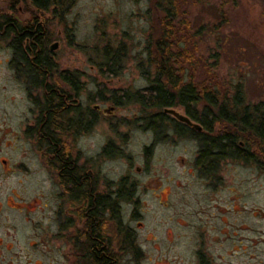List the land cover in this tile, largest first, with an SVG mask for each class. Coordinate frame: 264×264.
Masks as SVG:
<instances>
[{"label":"rangeland","instance_id":"obj_1","mask_svg":"<svg viewBox=\"0 0 264 264\" xmlns=\"http://www.w3.org/2000/svg\"><path fill=\"white\" fill-rule=\"evenodd\" d=\"M156 1L50 0L39 10L34 0H0V17L22 26L40 19L52 80L67 87L58 73L77 74L75 103L97 110L88 132L62 138L71 137L68 145L93 169L99 193L117 190L121 182L133 192L123 198L119 219L111 214L109 221L111 239L118 235L112 242L127 250L118 264H264V158L257 147L250 142L255 160L227 157L202 173L199 141L176 133L174 114L167 112L170 119L155 131L146 115L159 109L144 111L119 96L155 77L148 49L164 15ZM176 10L179 27L191 32L179 29L177 37L189 39L198 61L194 79L213 80L230 98L241 88L243 102L252 110L262 103L264 112V0H180ZM0 29V264L80 263L59 230L67 217L57 215L58 177L41 158L37 129H28L40 89L8 67L15 35ZM122 45L126 51L112 72L104 49ZM190 65L178 66L186 80L195 68ZM114 94L123 100L115 102ZM169 108L187 115L180 104ZM221 126L216 123V130Z\"/></svg>","mask_w":264,"mask_h":264},{"label":"trees","instance_id":"obj_2","mask_svg":"<svg viewBox=\"0 0 264 264\" xmlns=\"http://www.w3.org/2000/svg\"><path fill=\"white\" fill-rule=\"evenodd\" d=\"M34 2L39 10L47 9L52 3H49L50 0H34ZM179 2L180 0L156 1L158 9L164 15L159 21L161 33L148 49V62L154 68L155 77L150 79V84L147 87L135 92L126 91L119 96L140 104L144 111L151 108L159 109L154 114L146 115L148 126L155 131L170 119V115L165 111L166 108L174 107L176 104L184 106L187 115L195 122L201 124L202 130H197L185 122L177 120L175 117H171V121H173V127L177 134H190L199 141L200 148L196 162L200 165L202 173L206 169L212 172L217 168V161L227 157L255 160L257 154L251 150L252 144L250 142L257 147L256 151L264 158V112L260 111L263 104L256 105L255 109L252 110L248 104L243 102L241 88H238L233 98H230L225 92L221 91V87L214 83L213 80L206 79L197 82L194 79L198 61L195 58V54L187 48V41L189 39L182 40V38L177 37L179 29L188 28V35L191 34L189 27H179L180 25L175 21L176 9L179 6ZM11 22L14 24L12 25ZM36 23H38V18L33 23L22 26L10 16L0 17V27L5 26L4 32L6 33L4 34L13 33L15 35L13 42L14 56L20 58L15 60L16 65L19 67L18 72L27 74L29 79L34 81L35 86L41 88V92L43 93L44 83L48 79V74L53 71V63L49 59L44 62L40 60L32 62L27 59L30 56H45L48 58L50 53L47 47L44 49L41 45L40 36L43 28L41 24ZM0 32L3 31L0 29ZM125 51L123 45L115 50L109 47L104 49L105 57L108 59L106 65L110 71H115L114 67L117 63L121 62L120 60ZM43 52H45V55H43ZM183 63H188L191 64L190 66L195 67L192 74L189 75L190 80H186L184 67L182 69L178 67ZM76 75L68 70L62 71L60 78L67 83V87L61 84V94L54 90L51 93H39L37 95L39 99H36V103L47 105L76 104V97H78L81 90L79 77ZM50 80L52 84L58 81H53L52 78ZM52 87L54 86L48 85L47 89L50 90ZM73 93H75L74 96ZM112 98H115L114 100L117 103L123 100L115 94ZM93 111L94 124H96L98 120L96 116L97 110L94 109ZM71 113H78L76 125L74 124L75 116L72 120ZM62 118L65 121L62 120L61 125H57L52 120L51 123L50 121L44 123L39 129L42 131L52 129L68 134L73 131L75 126L78 129V133H80L82 123L87 125V116L84 117L85 120L83 121L81 107L79 106L72 109H63ZM216 123H221L223 130H216ZM53 135L58 136V133L55 132ZM109 147L110 144L105 149L108 150ZM70 149V146L66 145L67 153ZM64 152V149L60 152L63 160L66 159L64 158ZM67 160L70 162L71 158L69 157ZM124 184L123 182L120 183V185ZM127 194L132 195L133 193L127 192ZM102 199V193H99L95 189V201L97 202Z\"/></svg>","mask_w":264,"mask_h":264},{"label":"flooded vegetation","instance_id":"obj_3","mask_svg":"<svg viewBox=\"0 0 264 264\" xmlns=\"http://www.w3.org/2000/svg\"><path fill=\"white\" fill-rule=\"evenodd\" d=\"M40 21L41 20L38 19V23L36 24H41ZM11 24L13 25L14 23L11 22ZM36 24L35 26L37 27ZM6 27H8V25H6ZM42 32L43 30L41 31V34ZM12 50L14 51L13 43ZM18 59L20 58L12 56L7 60L8 67L14 73L18 72L19 67L15 63V60ZM27 59L32 62L36 60L44 62L49 58L45 56H30ZM61 72L62 71L58 73L59 79H61ZM51 76L52 73H49L48 79L44 83L43 93H51L52 90H54L55 92L61 94L62 82L55 81V83L52 84L50 80ZM48 85L54 87L49 90L47 89ZM38 89H40V92L42 91L41 88ZM26 90L27 92L29 91L27 86ZM43 93L41 92L40 94ZM28 94L30 99L32 100V93L29 91ZM32 105L34 106L33 108H31L33 114V124H30L31 126L29 125L28 129L32 127L37 129V139L40 143L43 144L41 158L44 161L45 167L51 172L55 171L54 176L58 177L56 179L59 183L60 190L57 192V196L59 197V210L57 211V215H62V212L64 211L67 217L65 223L60 225L59 230L64 233L63 237L72 243V250L78 251L77 254H79V260L81 256V262L76 264H118V261H120L119 258L121 257V255L127 253V250L125 244L122 245L121 243H119L118 245H116L112 242L118 235L116 232V234H114L113 238L111 239V229L109 221L110 219H113V216L114 219H119V216H117L116 213L120 211L119 207L122 206L121 204L123 202V198L129 199V196H131L130 194L128 195L126 192L127 190H125L126 184L120 185L117 190L102 193L103 199L96 202L93 169L89 166V164L81 163L78 153H74L71 147L68 153L66 151V145H68L71 137L63 139L61 136L63 132L61 131H55L52 129H46L42 131L41 129H39V127H42L44 123L49 121L51 123L52 120L57 125H61L62 120L65 121V119L62 118L63 109H72L79 105H73L72 103H68L66 105H47L37 104L35 102H33ZM93 110L94 108L90 107L89 105L86 106V109L81 107L82 120L84 121V117L87 116V125L82 123V129L79 134L88 132L90 128L94 126ZM109 110L110 109H107L106 111ZM70 116L72 120L75 116V124L78 119V113H71ZM75 127L73 128V131L71 133L67 134L71 135L73 139H76V136L78 135V129ZM55 132L58 133V136L53 135V133ZM63 149L65 150V160H63L60 153ZM69 157L71 158L70 162H68L67 160V158ZM4 161L6 162L7 160L5 159ZM111 199L112 201H110ZM111 214L113 215L112 217ZM127 236L128 235L126 233L125 237ZM120 242H122V240ZM130 249L134 254H138L140 252L136 247H131ZM82 261L84 262L82 263Z\"/></svg>","mask_w":264,"mask_h":264},{"label":"water","instance_id":"obj_4","mask_svg":"<svg viewBox=\"0 0 264 264\" xmlns=\"http://www.w3.org/2000/svg\"><path fill=\"white\" fill-rule=\"evenodd\" d=\"M57 46H58V44L55 43L51 46V49H55ZM98 107L99 106L97 105L96 108H98ZM165 111L168 113L174 114L176 119H178L179 121L185 122L186 124L196 128L197 130H202V125L195 122L194 120H192L188 115L181 114L177 110H175L174 108H166Z\"/></svg>","mask_w":264,"mask_h":264},{"label":"bare ground","instance_id":"obj_5","mask_svg":"<svg viewBox=\"0 0 264 264\" xmlns=\"http://www.w3.org/2000/svg\"><path fill=\"white\" fill-rule=\"evenodd\" d=\"M161 195H165V193L164 192H162V194ZM13 204V203H12Z\"/></svg>","mask_w":264,"mask_h":264}]
</instances>
